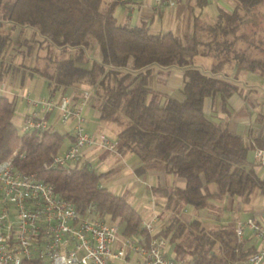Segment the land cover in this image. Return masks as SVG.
<instances>
[{
	"label": "trees",
	"instance_id": "trees-1",
	"mask_svg": "<svg viewBox=\"0 0 264 264\" xmlns=\"http://www.w3.org/2000/svg\"><path fill=\"white\" fill-rule=\"evenodd\" d=\"M104 2L0 0V64L43 75L53 95L89 85L100 118L119 127L117 149L140 158L137 173L161 167L186 179L184 187L153 188L155 195L166 199L164 209L172 212L159 233L174 243L175 257L193 264H241L251 253L233 225L206 229L199 218L188 223L179 214L187 205L208 210L221 195L247 202L256 189L264 192V179L248 164L255 142L248 143L204 110L206 97L221 93L226 100L235 90L234 84L217 76L228 63L264 76V0H233L234 10H220L213 24L195 17L189 37L151 32L145 20L122 23L115 15L117 1L106 8ZM16 44L27 48L21 47V53L36 59L39 50H46V67L14 62ZM56 50L60 56H54ZM96 50L99 56L93 53ZM197 55L217 60L211 73L194 65ZM156 67L184 70L183 97L161 99L151 84ZM15 112L16 101L0 94V161L17 151L16 168L52 183L81 212L93 204L102 216L119 219L124 234L138 232L140 214L125 196L102 184L105 173H97L88 163L70 171L46 166L62 151L69 133L52 128L19 131ZM211 183L216 190L208 189Z\"/></svg>",
	"mask_w": 264,
	"mask_h": 264
},
{
	"label": "built area",
	"instance_id": "built-area-1",
	"mask_svg": "<svg viewBox=\"0 0 264 264\" xmlns=\"http://www.w3.org/2000/svg\"><path fill=\"white\" fill-rule=\"evenodd\" d=\"M22 96L30 107L22 131L51 128L46 113L54 109L59 110L61 122L73 123L71 145L45 163L47 167L70 171L83 161L86 148L117 149V140L104 132L93 134L85 125L88 90L79 102L69 93L58 98L53 94L33 97L24 90ZM16 154L0 161V264L27 260L41 264H193L168 254L167 239L158 229L159 214L143 219L138 232L124 234L119 219L102 216L93 204L81 212L73 200L58 194L52 183L16 168ZM254 156L257 164L264 165V146H256ZM245 226L255 232L260 245L244 264H263L264 221L249 217L245 223H237L239 240H243Z\"/></svg>",
	"mask_w": 264,
	"mask_h": 264
},
{
	"label": "crops",
	"instance_id": "crops-1",
	"mask_svg": "<svg viewBox=\"0 0 264 264\" xmlns=\"http://www.w3.org/2000/svg\"><path fill=\"white\" fill-rule=\"evenodd\" d=\"M112 1L114 0H105L104 7L106 8ZM234 8L233 0H125L117 1L115 15L122 23L131 25H137L145 20L149 24L150 31L154 33L173 31L180 36L189 37L194 30L195 17L203 24H213L217 21L220 10L232 12ZM197 56V58L195 57L197 63H206V65H208V61L205 58L212 57ZM222 73L219 77L227 79L236 88L226 100L223 99L221 93L206 97L204 101L206 114L215 121L226 124L233 132L245 137L248 143L254 141L255 146H264V76L256 71L241 69L235 63H228ZM27 75L30 79L27 82V90L30 91L31 95H33L31 91H34L35 88L41 89L39 96L48 95L42 92L44 91V82L38 84L39 74H30L28 69L18 70L16 67L8 66L3 68L0 64V94L14 99L16 107L19 106V103L25 106L22 113L15 112L14 123L17 127L22 124L25 115L30 110L22 96V92L26 90L23 82ZM152 79V87L161 94L163 101H166L170 96L183 97L184 70L182 68L156 67ZM84 90L89 91L90 86L82 84L78 87H71L68 89V93L74 96L75 101L79 102ZM59 95L60 92L56 91L55 96L58 98ZM37 108L41 114L45 113L42 107ZM57 110L54 109L46 113V116L52 129L70 134L65 138L62 147V150H64L71 145L74 139L73 130L72 127L63 125L59 118V110ZM54 111L57 113L54 114ZM83 111L86 117V127L91 133L104 132L112 135L110 137L118 141L119 127L114 122L100 118V111L95 105V96L91 92H89V97L86 99ZM248 159V164L253 165L259 176L264 179V165L256 163L253 149L249 151ZM83 163L90 164L99 174L105 173L102 177V184L118 194L121 193L118 192L116 184L127 179H137L139 183H146L152 193L155 186L184 187L186 185L184 177L166 172L161 167L150 169L142 174L137 173L136 168L141 164V160L137 154L130 151L123 153L118 149L86 148L83 161L77 163V165ZM208 187H210V191L216 190L214 185L209 184ZM238 199L242 200L241 197H238ZM159 203L157 205L163 208L164 203H162L163 205ZM224 204L223 208H228L229 202L224 201ZM237 206V208H240L239 205ZM242 207L240 217L228 220V222L225 221V223L231 224L235 228L237 223H245L249 217H255L261 222L264 221V192L260 189L255 190L250 200L242 203ZM135 210L139 213L137 208ZM186 210L193 218H199L203 225L205 217L211 215L208 211L200 212L196 210L192 205L185 206L184 211ZM155 213L150 212L146 217L139 214L143 220L150 219ZM216 223L214 221V224ZM243 241L244 247L250 251L249 253L254 252L260 245V239L247 226L244 229ZM246 260L242 261L241 264H244Z\"/></svg>",
	"mask_w": 264,
	"mask_h": 264
},
{
	"label": "rangeland",
	"instance_id": "rangeland-1",
	"mask_svg": "<svg viewBox=\"0 0 264 264\" xmlns=\"http://www.w3.org/2000/svg\"><path fill=\"white\" fill-rule=\"evenodd\" d=\"M260 13H261V11H260ZM260 26H261V22H260ZM26 35L30 37L32 34L27 32ZM21 36L23 39V36H25V35L21 34ZM16 48L17 49L14 52L12 51V53H15L14 58H13L14 62H16L18 64L26 63L27 65H36L42 69L46 67V65L48 63V60H46L47 58H45V57H47V51L46 50H39V57L36 59L35 55L34 56L28 55L25 52L21 53L20 48L23 49V51H26V49H27L24 45L16 44ZM96 52H97V50L94 51L93 53L95 55L99 56L98 52H97V54H96ZM53 54L55 57H57V56L61 55V52L59 50H56V51H54ZM196 58L194 59V65L196 67H199L204 72L211 73V70L209 69V67H211V65L213 63H215L217 60L214 57L205 58L206 61H208L207 62L208 65H206V63H203V64L197 63ZM18 70H20V69H18ZM222 74H223L222 72H219V73H217V76H220ZM39 77H40V79L38 80V84L40 85L41 82H44L43 83L44 84V89H43L44 91H42V92L49 95L50 93L48 91V80H47V78L44 77L43 75H40V74H39ZM28 80L30 81V79H28V75H27L25 77V81L23 82V84L25 86L24 89H26V90L28 88V83H27V82H29ZM152 80H151V84H152ZM31 92L33 94L32 95L33 97L39 96L41 94V93H39V92H41V89L35 88L34 91H31ZM89 92H91V94L94 95L93 89L90 88ZM24 107H25L24 105L19 103V106L16 107V112L22 113L24 111ZM54 112H55L54 114L57 113L56 111H54ZM59 118H60V114H59ZM62 123H63V125L69 126V127H72V125H73L72 122H68V123L62 122ZM85 125H86V122H85ZM18 128H19V131H22L21 130V124L18 125ZM109 136H112V135H109ZM116 185H117L118 192L121 193L126 198H128V201H129L131 207L134 209L137 208L139 210V213L143 217L148 216L150 212H156L157 214L160 213L159 215L161 216L160 217L161 221H160V226L158 229H161L162 227L166 226L170 222L172 212L170 210H165L164 206L162 208V207L157 205L159 202H160L159 204L165 203L166 199L162 196H158V195L153 194L151 189L149 188V186L146 183H139V181H137V179H129V180L127 179V180H124L122 182L117 183ZM211 185H214L216 187V185L214 183H211ZM208 189L210 190V187H208ZM256 190H258V189H256ZM238 197H240V196H232V195H228V194L221 195V196H218V198L213 200L212 205L210 206V208H208V210H202L201 209L200 212L208 211V212H210L211 215H213V216L215 215L214 217L211 215L210 216L208 215V217H205V221H203L204 222L203 226L206 229L220 227V226H223L224 224H226V225L228 224V223H225V221L228 222V220H233L236 217H240L242 214V210H243L242 203L244 201L239 200ZM224 201L229 202L228 208H226V209L223 208V205H225ZM237 205H239L240 208H237L238 207ZM161 208L163 209V211H161L162 210ZM187 211L188 210L184 211V209H183L180 212L179 216L183 221H186L189 223L194 218L191 214H189V211L188 212ZM214 221H216L217 223L214 224ZM228 225H231V224H228ZM121 227H123V225H121ZM166 239L168 242L167 246H166V251L168 252V254L175 256L174 243H172L170 241L169 236L166 237Z\"/></svg>",
	"mask_w": 264,
	"mask_h": 264
}]
</instances>
